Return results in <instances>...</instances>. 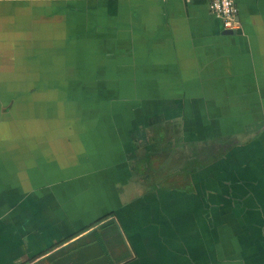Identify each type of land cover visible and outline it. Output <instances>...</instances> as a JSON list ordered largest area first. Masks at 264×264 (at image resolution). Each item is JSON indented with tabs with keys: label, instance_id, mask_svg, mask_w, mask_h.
<instances>
[{
	"label": "crops",
	"instance_id": "1",
	"mask_svg": "<svg viewBox=\"0 0 264 264\" xmlns=\"http://www.w3.org/2000/svg\"><path fill=\"white\" fill-rule=\"evenodd\" d=\"M236 4L224 33L206 0H0V264H264V0Z\"/></svg>",
	"mask_w": 264,
	"mask_h": 264
},
{
	"label": "built area",
	"instance_id": "2",
	"mask_svg": "<svg viewBox=\"0 0 264 264\" xmlns=\"http://www.w3.org/2000/svg\"><path fill=\"white\" fill-rule=\"evenodd\" d=\"M210 13L220 20L224 29L235 30L239 26L236 0H206Z\"/></svg>",
	"mask_w": 264,
	"mask_h": 264
},
{
	"label": "water",
	"instance_id": "3",
	"mask_svg": "<svg viewBox=\"0 0 264 264\" xmlns=\"http://www.w3.org/2000/svg\"><path fill=\"white\" fill-rule=\"evenodd\" d=\"M235 32V30H232V29H226V30H224V33H234Z\"/></svg>",
	"mask_w": 264,
	"mask_h": 264
},
{
	"label": "trees",
	"instance_id": "4",
	"mask_svg": "<svg viewBox=\"0 0 264 264\" xmlns=\"http://www.w3.org/2000/svg\"><path fill=\"white\" fill-rule=\"evenodd\" d=\"M95 232V231H94ZM65 241H67V239L65 240ZM60 264H61V262H59Z\"/></svg>",
	"mask_w": 264,
	"mask_h": 264
}]
</instances>
